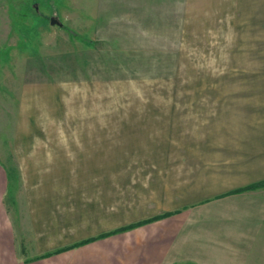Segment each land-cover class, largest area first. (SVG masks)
I'll return each mask as SVG.
<instances>
[{"label":"rangeland","instance_id":"374dc122","mask_svg":"<svg viewBox=\"0 0 264 264\" xmlns=\"http://www.w3.org/2000/svg\"><path fill=\"white\" fill-rule=\"evenodd\" d=\"M238 2L0 0V164L23 258L83 237L93 201L151 199L113 180L187 195L199 147L264 121V28Z\"/></svg>","mask_w":264,"mask_h":264},{"label":"crops","instance_id":"0c3cea01","mask_svg":"<svg viewBox=\"0 0 264 264\" xmlns=\"http://www.w3.org/2000/svg\"><path fill=\"white\" fill-rule=\"evenodd\" d=\"M238 3L234 9L253 12L248 21L255 36L263 34L264 0ZM224 136L232 142L223 153L204 147L196 151L207 154V162L193 166L187 195L164 198L172 192L161 189L153 195L147 181L137 186V180H113L114 189L121 184L128 186V195L151 199L124 208L93 201L88 208L92 224L82 228L83 237L36 248L30 258H23L15 244L17 231L4 202L7 170L0 164V264H264V121L240 126L238 132L227 130ZM221 154L211 164L210 156ZM257 184L261 187L236 193ZM155 218L160 219L148 222ZM140 222L146 223L100 237Z\"/></svg>","mask_w":264,"mask_h":264},{"label":"trees","instance_id":"16d2710c","mask_svg":"<svg viewBox=\"0 0 264 264\" xmlns=\"http://www.w3.org/2000/svg\"><path fill=\"white\" fill-rule=\"evenodd\" d=\"M260 187H261V185L257 184V185L250 186V187H247L245 189L239 190L236 193H242V192H245V191H251V190H254V189H257V188H260ZM158 219H160V218H155V219L149 220L148 222H153V221H156ZM144 223H146V222H140V223H136L134 225H129V226H126V227H122V228H119V229H117L115 231H112L111 233H107V234L100 235V237L107 236V235H110V234H113V233H117V232H122V231L131 229V228H133L135 226H138V225H141V224H144ZM89 241H90V239L89 240H86V241H82L80 243H77L75 246L84 244V243L89 242Z\"/></svg>","mask_w":264,"mask_h":264},{"label":"water","instance_id":"95a60500","mask_svg":"<svg viewBox=\"0 0 264 264\" xmlns=\"http://www.w3.org/2000/svg\"><path fill=\"white\" fill-rule=\"evenodd\" d=\"M49 25H55L57 27H61V25L54 19H50Z\"/></svg>","mask_w":264,"mask_h":264}]
</instances>
